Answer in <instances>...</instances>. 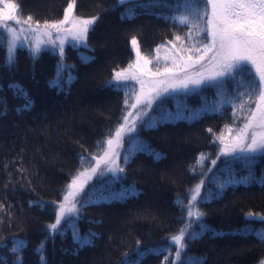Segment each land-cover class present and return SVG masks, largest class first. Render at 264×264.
Listing matches in <instances>:
<instances>
[{"label": "trees", "instance_id": "1", "mask_svg": "<svg viewBox=\"0 0 264 264\" xmlns=\"http://www.w3.org/2000/svg\"><path fill=\"white\" fill-rule=\"evenodd\" d=\"M14 2L24 17L31 15L43 22L62 19L69 0ZM137 2L146 5L149 0ZM175 2L167 0L169 4ZM130 7L132 3L121 6L119 0H76V15L98 19L89 28L87 48L64 46L63 63L70 66L73 79L62 91L50 88L48 83L56 75L58 50L45 48L35 61L26 49L18 50L16 64L9 69L4 64L5 52L0 49V100L6 102L5 114L0 115V245L6 246L0 247V258L5 264H13L16 257L11 252L12 242L22 240L26 244L20 253L23 264H41L36 249L42 241L46 264L135 261L138 249L169 246V238L188 220L186 209H182L190 199L188 192L203 179L198 206L205 214L203 222L212 231L194 241L185 237L187 247L181 260L186 255L202 258L203 264H262L264 242L253 233L264 229V221L256 218L264 215V156L256 159L248 183H228L223 190L218 184L230 179V171L239 180L249 175V169L239 161L226 164L225 160L231 159L221 156L206 171L209 168L205 163L220 146L216 136L226 125L240 124L233 125L230 106L221 112L205 111L186 118L181 112L185 111L182 101L178 106L172 104L175 107L165 112L171 117L156 127L138 126L132 135H138L151 151L132 156L123 165L125 172L115 180L95 181L85 190L103 192L105 197L99 203L85 204L77 222L81 236L89 231L97 234L93 244L78 249L70 229L63 236L50 238L47 225L54 222L64 188L81 170V157L90 159V154L97 151V142L120 121L125 108L124 90L107 87L106 82L114 71L134 61L132 38L138 40L144 54L152 57L157 55L156 48L164 45L159 54L163 57L171 48L170 42L179 44L175 37L183 38L188 32L187 26L168 18L173 14L168 7H137L134 17L122 18L121 13ZM81 56L93 59L83 62ZM11 83L23 86L32 101L31 108L17 111L24 101L13 95L8 87ZM227 87L232 91L231 81ZM211 93L216 96L215 89L208 87V93L201 94L205 97ZM161 115L153 113L151 117L160 121ZM128 147L126 138L120 155L122 164ZM151 152L159 153V157L154 158ZM201 154L207 158H201ZM250 212L252 218H248ZM192 227L199 231V222ZM165 256L175 262L173 251L149 253L140 264H165Z\"/></svg>", "mask_w": 264, "mask_h": 264}, {"label": "snow or ice", "instance_id": "2", "mask_svg": "<svg viewBox=\"0 0 264 264\" xmlns=\"http://www.w3.org/2000/svg\"><path fill=\"white\" fill-rule=\"evenodd\" d=\"M127 3H132L133 7L126 8L121 13L122 18L134 17L137 7H168L173 13L168 18L187 26L188 32L183 38L179 35L175 37V41H180L179 44L170 42L171 48L167 49L168 54L163 56L162 61L159 54L164 45L157 47V55L152 57L142 52L138 40L133 37L131 45L135 60L114 71L112 79L106 82L107 87L124 90L125 108L120 121L115 129L109 130L103 140L97 142V151L90 154V159L81 157V170L64 188L62 202L54 213V222L47 225L50 238L55 235L63 236L70 229L78 249L92 245L97 235L91 231L84 236L79 234L77 222L81 218L83 206L105 199L103 192H85L86 186L93 177L102 183V178L108 173L115 177L125 172L123 165L132 156L137 152L151 151L139 140L138 135L132 134L137 133L138 126L156 127L158 123L171 117L170 113H162L160 121H157L149 116L153 105L165 94L183 92L187 95L202 86L211 87L215 89L217 99L211 105L206 104L205 111L221 112L225 106H230L233 109V125L239 117L243 118L241 126L226 125L216 136L220 146L211 164L215 166L221 156L231 158L226 159L225 163L242 162L249 169V175L236 180L230 171V179L218 184L221 190L228 183H248L252 179L251 168L256 159L264 156V0H176L173 4L167 3V0H149L146 5L137 0H119L121 6ZM75 5L76 0H69L62 19L40 22L31 15L24 17L14 0H0V49L5 52V66L9 69L14 67L18 50L26 49L35 61L45 48L50 47L58 50L60 59L55 77L48 82L49 87L62 91L69 86L73 77L70 66L63 63L64 45L71 40L74 48H87L89 28L98 19L95 16L82 18L76 15ZM81 59L88 62L93 58L81 56ZM229 81L233 85L232 91L227 87ZM134 85H139V88L136 89ZM8 87L15 97L24 101L17 111L31 108L32 101L28 99V93L21 84L11 83ZM5 111L6 102L0 100V115L5 114ZM196 115L198 114H193V118ZM126 137L129 147L125 149L127 154L123 157L122 164L120 150L125 146ZM151 154L154 158L159 157V153ZM201 158L207 157L201 154ZM203 185L204 180L201 179L190 190L187 204H182L188 220L177 234L169 238V246L165 249H138L139 258L135 261L126 260L125 264H140L149 253L173 251L175 262H170L165 256V264H203L202 258L186 255L181 260L183 250L187 247L185 237L194 241L205 232L212 231L203 222L205 214L198 206ZM32 203L44 206L42 202ZM193 217L196 219L193 220ZM252 217L253 213H248V218ZM256 218L264 221V215ZM196 222H199V231L192 227ZM253 234L264 242V229ZM12 243L11 252L16 257L13 264H23L20 253L26 247L25 242L14 240ZM44 247L45 243L42 241L36 249L41 254V264H46ZM0 264H5L3 258H0Z\"/></svg>", "mask_w": 264, "mask_h": 264}, {"label": "rangeland", "instance_id": "3", "mask_svg": "<svg viewBox=\"0 0 264 264\" xmlns=\"http://www.w3.org/2000/svg\"><path fill=\"white\" fill-rule=\"evenodd\" d=\"M63 18V17H62ZM24 27H26V25H24ZM74 42H72L71 40L67 41L65 43L66 44H73ZM64 45V46H65ZM168 54V53H167ZM134 55H135V52H134ZM160 58H163V57H160ZM135 60V58H134ZM139 87V85H137ZM201 91V92H200ZM205 93L207 94L208 93V87H201V89L197 90V91H194L192 93H189L187 95H185L183 92H179V93H171V94H165L164 96L161 97L160 100H158L154 105H153V108H152V111L149 112V116H151L153 113L157 114V115H161L162 113H165L167 111L170 110V106L172 108H174L175 106L173 105H177L178 106V102L184 103V107H185V111H182L181 109V112L184 114V117H191L193 116V114H199V113H202V112H205L204 108H205V105H211L216 99L217 97L211 93L209 95H206L204 97V95H202L201 93ZM216 94V93H215ZM204 97V98H203ZM196 100H199L198 103H196ZM161 101L163 102H167V103H162ZM196 103V104H195ZM173 104V105H172ZM166 108V109H165ZM169 109V110H168ZM230 109H232L230 107ZM210 113H213L212 111L209 110ZM232 115H233V110H232ZM239 117V116H238ZM243 118L242 117H239L237 120H236V123L240 121V124L239 126L242 125V121ZM238 126V127H239ZM127 138V137H126ZM125 138V139H126ZM216 141H218L216 139ZM216 147H218V144H216ZM215 147V148H216ZM121 151L122 149L120 150V155H121ZM218 152H217V148L215 150V153L211 156V159H210V162L209 163H205L206 167L211 169L210 168V165H211V160L213 158H215L217 156ZM206 157V156H205ZM231 159V158H230ZM204 164V163H203ZM245 167V166H244ZM118 176V174H117ZM117 176H113L111 173H108L106 177L102 178L103 182H109L110 180H115L117 178ZM95 181H98L96 177H93V179L91 181H89L88 185L86 186L85 190L87 189V187L90 185V183H93ZM102 182V183H103ZM190 192H188V196H190ZM62 202V201H61ZM195 218V217H194Z\"/></svg>", "mask_w": 264, "mask_h": 264}]
</instances>
